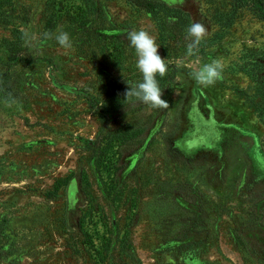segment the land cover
Instances as JSON below:
<instances>
[{"label": "rangeland", "instance_id": "rangeland-1", "mask_svg": "<svg viewBox=\"0 0 264 264\" xmlns=\"http://www.w3.org/2000/svg\"><path fill=\"white\" fill-rule=\"evenodd\" d=\"M19 1L31 8L21 52L5 48L11 30L0 23V264H264V113L238 64L245 49H264L253 8L161 0L208 29L203 52L175 59L135 0H94L116 28L153 35L173 66L167 109L105 124L88 100L97 63L81 55L74 28L53 32H68L72 49L41 44L47 0ZM213 60L223 79L198 85L191 72ZM137 120L147 125L145 144L115 147L97 164L86 140Z\"/></svg>", "mask_w": 264, "mask_h": 264}, {"label": "trees", "instance_id": "trees-1", "mask_svg": "<svg viewBox=\"0 0 264 264\" xmlns=\"http://www.w3.org/2000/svg\"><path fill=\"white\" fill-rule=\"evenodd\" d=\"M19 2V0H0V23L11 30V38L5 39L4 45L13 53L23 50L26 40L23 26L28 24L31 18V8ZM84 2L83 0H47L45 30L53 33L60 24H69L74 28L81 55L97 63L93 64L92 69L93 75L97 78L95 82L97 95L89 96L88 93V100L98 106V112L106 124L113 117L117 118L128 111L140 112L149 106L135 97L124 96L128 88L126 81L130 85L142 82V74L136 68L137 58L128 43V32L113 26L104 10L94 0ZM135 3L155 18L159 42L168 56L175 59L185 56L187 44L190 42L186 38L187 29L192 24L190 15L181 9L170 7L161 0H135ZM235 3L240 8L250 5L264 20V0H235ZM207 46L208 41L204 39L199 51L203 52ZM166 64L167 74L162 78L157 76V80L164 92L163 99L168 101L173 89L171 83L173 66L167 61ZM238 64L239 69H246L253 78L258 102L264 113V49L260 47L245 49ZM146 129L147 125L143 126L137 120L131 125L108 129L107 132L101 133L98 139L86 140V145L98 153L96 162L99 164L102 157L115 147L123 148V152L120 153H133L134 150H139L133 148L145 144ZM83 175L82 191L87 203H93V191L88 183V174L84 171ZM86 213L87 209L84 208L82 216ZM79 226L83 231L82 217Z\"/></svg>", "mask_w": 264, "mask_h": 264}, {"label": "clouds", "instance_id": "clouds-1", "mask_svg": "<svg viewBox=\"0 0 264 264\" xmlns=\"http://www.w3.org/2000/svg\"><path fill=\"white\" fill-rule=\"evenodd\" d=\"M208 33L204 23L194 22L187 29V55L192 56L198 50L201 42ZM27 36V34H26ZM30 41L35 37H30ZM55 39V41L64 49H72L73 43L68 32L59 29L55 34L51 32L43 33V38L39 41L43 44L45 41ZM130 46L134 48L137 57L136 68L142 74V82L130 85L127 81L125 98H137L140 102L153 109H167L169 103L163 99L164 92L161 90L157 76L164 77L167 74L168 67L166 60L159 54L160 46L156 43L153 35L147 30L139 29L128 32ZM194 81L204 87L212 86L217 81L223 79L222 65L219 61L213 60L211 63L204 64L191 72Z\"/></svg>", "mask_w": 264, "mask_h": 264}]
</instances>
